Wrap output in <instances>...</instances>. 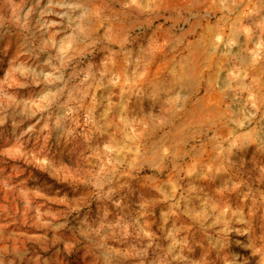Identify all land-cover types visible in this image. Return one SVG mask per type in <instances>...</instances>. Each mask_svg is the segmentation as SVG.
<instances>
[{
  "label": "rangeland",
  "instance_id": "obj_1",
  "mask_svg": "<svg viewBox=\"0 0 264 264\" xmlns=\"http://www.w3.org/2000/svg\"><path fill=\"white\" fill-rule=\"evenodd\" d=\"M205 3L0 0V264H264V99L190 73Z\"/></svg>",
  "mask_w": 264,
  "mask_h": 264
},
{
  "label": "crops",
  "instance_id": "obj_2",
  "mask_svg": "<svg viewBox=\"0 0 264 264\" xmlns=\"http://www.w3.org/2000/svg\"><path fill=\"white\" fill-rule=\"evenodd\" d=\"M217 1L220 7L215 23H205L206 30L214 34H206L207 50L194 53L200 60L192 62L189 71L205 85L203 91L218 88L219 81L215 82L212 73L227 74L232 87L237 88L241 76H247V90L264 99V0H206L205 5ZM210 57L211 63L204 60Z\"/></svg>",
  "mask_w": 264,
  "mask_h": 264
}]
</instances>
